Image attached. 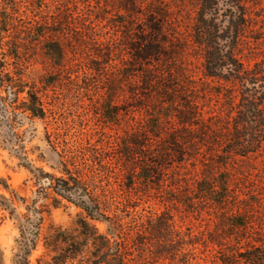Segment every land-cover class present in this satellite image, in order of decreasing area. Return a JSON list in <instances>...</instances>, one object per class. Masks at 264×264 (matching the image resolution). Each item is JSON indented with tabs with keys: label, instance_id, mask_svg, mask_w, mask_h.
Segmentation results:
<instances>
[{
	"label": "rangeland",
	"instance_id": "rangeland-1",
	"mask_svg": "<svg viewBox=\"0 0 264 264\" xmlns=\"http://www.w3.org/2000/svg\"><path fill=\"white\" fill-rule=\"evenodd\" d=\"M165 1L177 17L182 40L191 43L190 31L199 0ZM115 2L0 0V9L5 7L12 16L16 25L12 30L21 40L23 78L38 91L46 109L43 118L26 117L20 109L16 110L18 115L0 114V195L10 198L11 191L16 190L21 196L33 198L37 186L31 169L43 168L60 174V162L70 161L74 156L76 165L70 167L84 169L88 177L96 176V182L106 189V198L108 185L115 189V199L127 203L133 213L173 215L183 233L194 238L195 243L191 245L187 237V247L193 249L186 258L188 264H222L220 251L232 246L243 250L247 240L264 238V132L260 131V128L264 130L261 126L264 104L251 112L242 107L247 95L254 101L251 106H257L264 90H245V95L236 90L232 93L234 103L225 90L205 98L204 110L206 116H216L218 137L215 149L206 144L197 157H190L191 184L184 200L173 198L166 189L155 186L147 189L140 182L132 188L119 185L120 165L115 164V172L107 173V150L117 147L134 121L125 115L121 116V123L107 119V107L124 100L121 95L111 102L107 93L108 77L112 75L107 62V42H114L117 51L124 49L111 20V17L118 19L114 16ZM244 5L250 26L238 44V56L253 67L257 62H264V0H251ZM220 8L221 11L228 8L225 0H221ZM224 21L226 24L227 18ZM53 38L63 47L62 57L51 51ZM197 50L191 44L188 56L201 74L202 58ZM25 95L26 92L21 93L20 99ZM143 111L135 112V116L139 118ZM244 115L249 117L243 118ZM245 128L251 133L248 141L240 138ZM233 131L235 139L228 134ZM231 148L234 153L227 154ZM245 151L249 152L242 156ZM198 184L202 185V191L197 190ZM13 207H16L14 216L0 207V264H19L18 254L24 246L16 215L21 217L26 208L18 202ZM80 212V208L67 203L51 207L44 214L41 235L28 256L29 264L51 262L54 252L45 247L44 236L53 227L76 228ZM93 224L100 233H107L110 225L107 221H93ZM162 263L183 264L179 258L174 263L170 259Z\"/></svg>",
	"mask_w": 264,
	"mask_h": 264
},
{
	"label": "trees",
	"instance_id": "trees-1",
	"mask_svg": "<svg viewBox=\"0 0 264 264\" xmlns=\"http://www.w3.org/2000/svg\"><path fill=\"white\" fill-rule=\"evenodd\" d=\"M225 1L228 8L221 11V0H199L190 31L191 43L182 40L177 17L165 0L115 2L114 16L118 19L111 20L124 49L117 51L114 42H107V62L112 70L107 93L111 102L121 95L124 100L107 107V119L121 123V116L125 115L134 121L117 147L107 150V173L115 172L114 165L119 164V185L132 188L140 182L147 189H166L173 198L184 200L191 184L190 157H197L206 144L215 149L218 137L216 116H206L205 98L225 90L233 102L232 93L236 90L244 95L245 90H264V62L250 67L238 56V44L250 26L244 4L251 0ZM14 28L12 16L5 7L1 8L0 114L18 115L16 110L20 109L26 117L43 118L44 101L23 78L21 40L15 37ZM191 44L201 55V74L188 56ZM51 51L63 56L57 38H53ZM24 92L26 95L20 99ZM252 100L249 95L242 100L245 111L264 104V95L257 100V106H251ZM141 110L144 111L137 118L135 112ZM261 126L264 128V124ZM248 130L242 131L241 139L248 141ZM260 131L264 132L261 128ZM228 134L235 139L234 131ZM233 149L227 154L234 153ZM109 153L116 155L110 157ZM60 163V174L31 169L37 186L33 198L21 196L16 190L11 191L10 198L0 195V207L12 216L16 214L15 202L26 208L21 217L16 215L24 245L18 254L19 264H29L28 256L41 235L44 214L51 207L67 203L81 209L77 226L72 230L53 227L44 236L45 247L54 252L48 264H160L166 259L174 263L177 258L183 264L189 263L186 258L193 249L187 247V237L191 245L194 238L183 233L173 215L133 213L127 203L115 199V189L107 185L106 198V189L96 182V176L88 177L84 169H72L70 165H76L74 156ZM201 187L197 186V190L202 191ZM93 221L109 222L107 233H100ZM243 247L220 251L222 264H264V238L247 240Z\"/></svg>",
	"mask_w": 264,
	"mask_h": 264
}]
</instances>
